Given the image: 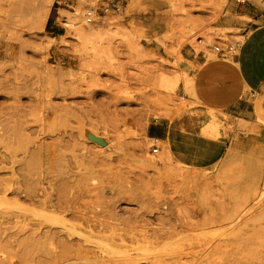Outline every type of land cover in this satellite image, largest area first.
Segmentation results:
<instances>
[{"label":"rangeland","instance_id":"374dc122","mask_svg":"<svg viewBox=\"0 0 264 264\" xmlns=\"http://www.w3.org/2000/svg\"><path fill=\"white\" fill-rule=\"evenodd\" d=\"M252 2L0 0V264H264V110L208 168L150 135Z\"/></svg>","mask_w":264,"mask_h":264},{"label":"crops","instance_id":"0c3cea01","mask_svg":"<svg viewBox=\"0 0 264 264\" xmlns=\"http://www.w3.org/2000/svg\"><path fill=\"white\" fill-rule=\"evenodd\" d=\"M236 15L249 20H238ZM229 20L221 27L248 30L252 34L241 55L233 60L220 57L209 61L205 55L187 58L194 66L188 67L193 78L188 100L197 107L182 114L175 124L157 121L163 128L150 129L151 138L170 144L177 161L206 168L217 164L226 154L233 130L239 124L250 128L264 110V8L257 2L249 3ZM211 112L221 115L231 126L220 131L217 138L202 135ZM180 147L190 152H175Z\"/></svg>","mask_w":264,"mask_h":264},{"label":"built area","instance_id":"2783aa9c","mask_svg":"<svg viewBox=\"0 0 264 264\" xmlns=\"http://www.w3.org/2000/svg\"><path fill=\"white\" fill-rule=\"evenodd\" d=\"M238 3L245 4L248 0H237ZM110 9L107 7L105 12L108 13ZM85 19L87 24H93L101 19V16L98 14L97 10H87L85 13ZM244 41L241 40H233V41H223L214 46V53L221 58H226L228 55H232L234 57L239 56V53L242 51L244 47ZM154 141V153L160 152V145L162 141L159 138H152Z\"/></svg>","mask_w":264,"mask_h":264},{"label":"bare ground","instance_id":"6f19581e","mask_svg":"<svg viewBox=\"0 0 264 264\" xmlns=\"http://www.w3.org/2000/svg\"><path fill=\"white\" fill-rule=\"evenodd\" d=\"M50 2H51V1H50ZM51 9H52V8H51ZM49 15H50V14H49ZM64 21H66V20H64ZM105 24H106V23H105ZM65 25H66L67 27H71V26H72V27H75V23H67V22H66ZM87 25H89V24H87ZM87 25H86V26H87ZM91 25H92V24H91ZM97 26H98V25H97ZM72 27H71V28H72ZM72 32H73V31H72ZM70 33H71V31H70ZM53 40H54V39H53ZM22 93H23V92H22ZM51 146H52V145H51ZM9 191H10V190H9ZM51 202H52V201H51ZM48 205H49V204H48ZM27 210H28V209H27ZM44 216H46V218H47V216H51V215H47V214H46V215H44ZM116 217H117V216H116ZM48 218H49V217H48ZM49 219H51V218H49ZM53 222H54V221H53ZM54 234H55V233H54ZM17 255H18V254H17ZM10 256H11V255H10ZM0 259H1V258H0ZM4 259H5V257H4ZM4 259H2V260H4ZM9 259H11V258H9ZM12 259H14V258H12ZM9 261H10V260H9ZM10 262H11V261H10ZM13 264H17V261L14 260V261H13Z\"/></svg>","mask_w":264,"mask_h":264}]
</instances>
